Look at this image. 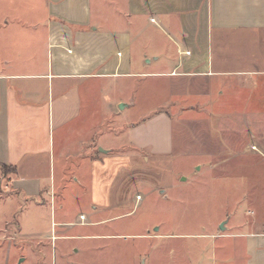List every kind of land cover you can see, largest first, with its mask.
Masks as SVG:
<instances>
[{
  "label": "crops",
  "instance_id": "0c3cea01",
  "mask_svg": "<svg viewBox=\"0 0 264 264\" xmlns=\"http://www.w3.org/2000/svg\"><path fill=\"white\" fill-rule=\"evenodd\" d=\"M120 1L124 9H117L118 14L104 13V17L102 12L94 17L90 0H47L41 63L35 60L36 51L32 53L35 59L26 63L2 62L0 166L8 169V175L0 169V188H11L43 206L44 185L48 180L49 188H54L58 168L59 173L72 175L71 184L77 190L95 187V193L96 189L100 193L105 159L92 156L110 150L92 140L96 110L92 111L90 99L92 86L105 79H117L120 84L134 78L166 82L169 93L182 96L181 105L204 106L201 109L209 105L222 134L213 137L219 148L227 150L223 143L231 139L224 138V133L228 135L229 126H238L235 121L239 120L249 143L246 151L257 153L251 150L254 146L264 152V0ZM103 18L111 27H106ZM145 30L151 33L140 43ZM120 99L116 104L124 105ZM173 100V96L166 98ZM171 122L161 114L140 132L130 128L129 146L167 155L172 149ZM158 129L165 132L163 137ZM204 153L211 155L206 148ZM46 168L49 176L43 175ZM94 201L93 214H99V197L97 204ZM260 208V222L246 225V232L213 238L235 240L234 247L221 248L219 264H264V207ZM89 219L79 212L77 222L63 220L54 225H97Z\"/></svg>",
  "mask_w": 264,
  "mask_h": 264
},
{
  "label": "rangeland",
  "instance_id": "374dc122",
  "mask_svg": "<svg viewBox=\"0 0 264 264\" xmlns=\"http://www.w3.org/2000/svg\"><path fill=\"white\" fill-rule=\"evenodd\" d=\"M90 1L94 17L124 9L120 0ZM46 4L47 0H0V66L4 61L26 63L35 59V51V60L41 63ZM150 33L143 31L140 43ZM167 85L134 78L123 84L117 79L99 80L92 86L90 103L96 110L92 140L110 150L92 156L105 159L100 193L95 187L77 190L72 175L59 173L58 168L54 188H49L48 180L44 185L43 206L11 188H0V264H219L223 260L221 248L234 247L235 240L213 238L246 232V225L262 217L264 152L246 151L249 143L239 120L238 126H229L228 135L224 133L231 139L223 143L227 150L219 148L214 142L218 119L209 105L206 109L181 105L182 96L169 93ZM172 96L173 101H166ZM119 98L122 107L116 104ZM161 114L172 120L171 152L157 156L130 147V128L140 132ZM205 148L211 155L204 153ZM68 165L71 169V162ZM44 172L49 176L47 168ZM2 173L6 176L8 170ZM98 197L101 212L93 214L91 200ZM79 212L97 225H54L77 222ZM222 222L228 230L225 224V230H219ZM82 234L105 236L67 238Z\"/></svg>",
  "mask_w": 264,
  "mask_h": 264
},
{
  "label": "built area",
  "instance_id": "2783aa9c",
  "mask_svg": "<svg viewBox=\"0 0 264 264\" xmlns=\"http://www.w3.org/2000/svg\"><path fill=\"white\" fill-rule=\"evenodd\" d=\"M150 21L154 23V19H151ZM251 150L257 151L254 146H251ZM137 199H139V197H137ZM83 219H84V217L83 216H80V220L83 221Z\"/></svg>",
  "mask_w": 264,
  "mask_h": 264
},
{
  "label": "water",
  "instance_id": "95a60500",
  "mask_svg": "<svg viewBox=\"0 0 264 264\" xmlns=\"http://www.w3.org/2000/svg\"><path fill=\"white\" fill-rule=\"evenodd\" d=\"M120 107H122V105H119ZM157 230V229H156ZM155 230V231H156ZM219 230L220 231H224L225 230V227H224V222H222L220 225H219Z\"/></svg>",
  "mask_w": 264,
  "mask_h": 264
},
{
  "label": "trees",
  "instance_id": "16d2710c",
  "mask_svg": "<svg viewBox=\"0 0 264 264\" xmlns=\"http://www.w3.org/2000/svg\"><path fill=\"white\" fill-rule=\"evenodd\" d=\"M0 169L2 170V171H4L5 172V169H7L6 167H4V166H0ZM8 170V169H7Z\"/></svg>",
  "mask_w": 264,
  "mask_h": 264
}]
</instances>
